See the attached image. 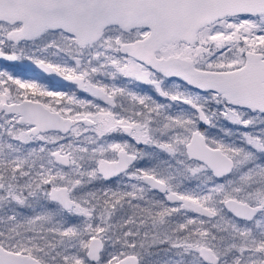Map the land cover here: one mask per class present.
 I'll list each match as a JSON object with an SVG mask.
<instances>
[{"label": "snow or ice", "instance_id": "snow-or-ice-1", "mask_svg": "<svg viewBox=\"0 0 264 264\" xmlns=\"http://www.w3.org/2000/svg\"><path fill=\"white\" fill-rule=\"evenodd\" d=\"M0 264H264V0H0Z\"/></svg>", "mask_w": 264, "mask_h": 264}, {"label": "flooded vegetation", "instance_id": "flooded-vegetation-1", "mask_svg": "<svg viewBox=\"0 0 264 264\" xmlns=\"http://www.w3.org/2000/svg\"><path fill=\"white\" fill-rule=\"evenodd\" d=\"M82 96L84 95V94H81Z\"/></svg>", "mask_w": 264, "mask_h": 264}]
</instances>
